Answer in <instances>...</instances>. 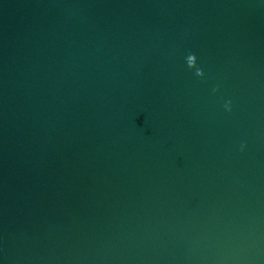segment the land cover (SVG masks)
I'll list each match as a JSON object with an SVG mask.
<instances>
[{"label": "water", "instance_id": "1", "mask_svg": "<svg viewBox=\"0 0 264 264\" xmlns=\"http://www.w3.org/2000/svg\"><path fill=\"white\" fill-rule=\"evenodd\" d=\"M0 264H264V0H0Z\"/></svg>", "mask_w": 264, "mask_h": 264}]
</instances>
